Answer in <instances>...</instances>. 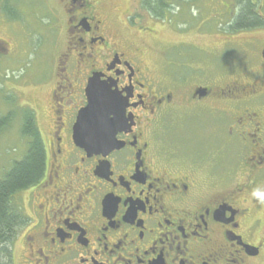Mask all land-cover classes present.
<instances>
[{
  "label": "flooded vegetation",
  "instance_id": "obj_1",
  "mask_svg": "<svg viewBox=\"0 0 264 264\" xmlns=\"http://www.w3.org/2000/svg\"><path fill=\"white\" fill-rule=\"evenodd\" d=\"M61 1L70 42L51 90L44 175L21 192L23 264H264V0L215 1L230 31L218 46H238V64L161 87L106 27L103 0ZM93 78L126 106L113 149L89 155L73 133ZM183 116L199 125L190 154Z\"/></svg>",
  "mask_w": 264,
  "mask_h": 264
},
{
  "label": "rangeland",
  "instance_id": "obj_2",
  "mask_svg": "<svg viewBox=\"0 0 264 264\" xmlns=\"http://www.w3.org/2000/svg\"><path fill=\"white\" fill-rule=\"evenodd\" d=\"M152 1L143 0L140 6L139 0H103L101 9L104 16L108 13L106 27L119 35L118 43L127 42L131 49L140 51L153 85H191L196 80L219 78L239 63L242 55L238 46H218L229 38L225 32H230L224 22L229 19L220 21L214 16H225L216 3L222 0H162L165 7L159 20L147 14L148 9L154 16L159 12L161 0ZM235 1L240 5V0ZM62 4L61 0H0V117L13 115L10 125L0 132V179L27 153L29 138L24 127L29 116L40 126L41 137H49L56 67L63 62L70 42ZM133 13L134 18H128ZM149 29L155 34L150 35ZM193 118L185 116L177 129L185 134L187 148L183 151L187 154L193 150L189 133L199 126ZM27 195L20 192L14 198L25 213ZM22 238L15 241V264H23Z\"/></svg>",
  "mask_w": 264,
  "mask_h": 264
},
{
  "label": "trees",
  "instance_id": "obj_3",
  "mask_svg": "<svg viewBox=\"0 0 264 264\" xmlns=\"http://www.w3.org/2000/svg\"><path fill=\"white\" fill-rule=\"evenodd\" d=\"M248 1L240 0V3L248 6ZM12 119V114L0 117V132L10 125ZM24 131L29 138L26 155L15 161L0 179V264H14V243L24 224L23 210L14 198L40 182L46 167L43 139L33 117L26 119Z\"/></svg>",
  "mask_w": 264,
  "mask_h": 264
},
{
  "label": "water",
  "instance_id": "obj_4",
  "mask_svg": "<svg viewBox=\"0 0 264 264\" xmlns=\"http://www.w3.org/2000/svg\"><path fill=\"white\" fill-rule=\"evenodd\" d=\"M102 85L98 83V78H93L90 81L87 89L88 106L79 112L74 126L73 140L75 144L85 149L89 155L110 151L113 149L112 145L115 141L114 139L105 142L96 135L99 111L106 103V99L100 94Z\"/></svg>",
  "mask_w": 264,
  "mask_h": 264
},
{
  "label": "snow or ice",
  "instance_id": "obj_5",
  "mask_svg": "<svg viewBox=\"0 0 264 264\" xmlns=\"http://www.w3.org/2000/svg\"><path fill=\"white\" fill-rule=\"evenodd\" d=\"M100 94L106 99V103L99 111V124L96 128V135L103 141L109 142L114 140L116 134L121 130L126 104L122 103L119 94L111 92L110 87L107 85L101 86Z\"/></svg>",
  "mask_w": 264,
  "mask_h": 264
},
{
  "label": "clouds",
  "instance_id": "obj_6",
  "mask_svg": "<svg viewBox=\"0 0 264 264\" xmlns=\"http://www.w3.org/2000/svg\"><path fill=\"white\" fill-rule=\"evenodd\" d=\"M262 202H264V201H262Z\"/></svg>",
  "mask_w": 264,
  "mask_h": 264
}]
</instances>
